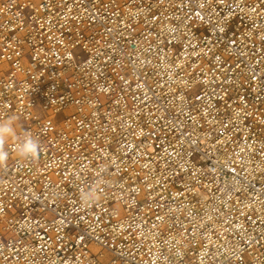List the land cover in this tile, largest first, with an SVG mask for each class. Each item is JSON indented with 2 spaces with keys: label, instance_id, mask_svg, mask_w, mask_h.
Returning <instances> with one entry per match:
<instances>
[{
  "label": "built area",
  "instance_id": "2783aa9c",
  "mask_svg": "<svg viewBox=\"0 0 264 264\" xmlns=\"http://www.w3.org/2000/svg\"><path fill=\"white\" fill-rule=\"evenodd\" d=\"M13 116L0 264H264V0H0Z\"/></svg>",
  "mask_w": 264,
  "mask_h": 264
},
{
  "label": "clouds",
  "instance_id": "9594fccd",
  "mask_svg": "<svg viewBox=\"0 0 264 264\" xmlns=\"http://www.w3.org/2000/svg\"><path fill=\"white\" fill-rule=\"evenodd\" d=\"M15 125L16 118L14 116L0 120V165L6 164L9 159V152L3 146L10 138L17 140L15 151L18 158L34 160L40 154L41 145L39 141L28 134H25L21 140L17 135ZM93 197L94 193L85 194V199H91Z\"/></svg>",
  "mask_w": 264,
  "mask_h": 264
}]
</instances>
